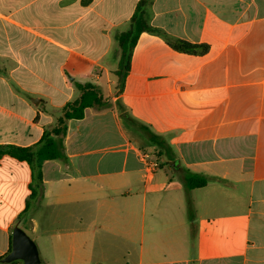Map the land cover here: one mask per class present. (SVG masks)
Wrapping results in <instances>:
<instances>
[{
	"label": "crops",
	"instance_id": "1",
	"mask_svg": "<svg viewBox=\"0 0 264 264\" xmlns=\"http://www.w3.org/2000/svg\"><path fill=\"white\" fill-rule=\"evenodd\" d=\"M138 2L0 0V145L38 143L78 98L74 82L110 104L70 119L66 161L42 164L29 218L40 264H264V0H151L160 34L140 33L120 82L117 36ZM175 40L208 51L181 53ZM140 152L158 162L151 175ZM186 172L206 185L186 189ZM30 181L25 162L1 157L0 264H22L2 260Z\"/></svg>",
	"mask_w": 264,
	"mask_h": 264
},
{
	"label": "trees",
	"instance_id": "2",
	"mask_svg": "<svg viewBox=\"0 0 264 264\" xmlns=\"http://www.w3.org/2000/svg\"><path fill=\"white\" fill-rule=\"evenodd\" d=\"M151 0H139L135 11L130 19L127 31L117 36L121 55L118 64L117 75L119 81L123 82L129 71L132 49L142 32L160 34V31L149 24L148 8ZM172 48L178 52L186 54H204L208 51L206 45H193L182 40L170 42ZM74 87L78 91V98L67 103L60 111L54 125L46 128L38 143L30 147H18L13 145H0V159L3 155L25 162L30 169L31 181L29 184L30 194L25 202V207L19 216L27 214L33 203L42 195V164L48 160L66 161L64 153L63 139L66 134L67 122L70 119H81L85 108L106 109L110 104L104 100L101 90L90 82L76 83ZM116 108L120 117L132 128L139 131L151 146L155 148L158 157H164L169 161L174 160V153L167 140L154 132L147 126L132 117L125 108L116 102ZM207 183L205 177L186 172L184 175V185L186 189H196L204 187ZM191 205L188 202V216L191 217Z\"/></svg>",
	"mask_w": 264,
	"mask_h": 264
},
{
	"label": "water",
	"instance_id": "3",
	"mask_svg": "<svg viewBox=\"0 0 264 264\" xmlns=\"http://www.w3.org/2000/svg\"><path fill=\"white\" fill-rule=\"evenodd\" d=\"M2 261L4 263L21 261L22 264H40L35 243L18 226L12 230L10 253Z\"/></svg>",
	"mask_w": 264,
	"mask_h": 264
},
{
	"label": "built area",
	"instance_id": "4",
	"mask_svg": "<svg viewBox=\"0 0 264 264\" xmlns=\"http://www.w3.org/2000/svg\"><path fill=\"white\" fill-rule=\"evenodd\" d=\"M138 159L146 172V176L151 175L158 168L157 160L150 156L147 152H140L138 154Z\"/></svg>",
	"mask_w": 264,
	"mask_h": 264
},
{
	"label": "rangeland",
	"instance_id": "5",
	"mask_svg": "<svg viewBox=\"0 0 264 264\" xmlns=\"http://www.w3.org/2000/svg\"><path fill=\"white\" fill-rule=\"evenodd\" d=\"M153 156H155L154 153H153ZM159 162H161L162 165H164V163H166L164 158L162 160L160 158ZM163 168L166 170V167H163ZM36 206H37V204L33 203L31 209L27 212V214L21 215L20 219L18 220L19 221V226H20L19 228H22V230L23 229H26V230L28 229L29 233L28 232L26 233L25 230H23V231L30 237L31 240H32L33 235H31V231H30L29 218H30V216L33 213V210H34L33 208H35Z\"/></svg>",
	"mask_w": 264,
	"mask_h": 264
}]
</instances>
